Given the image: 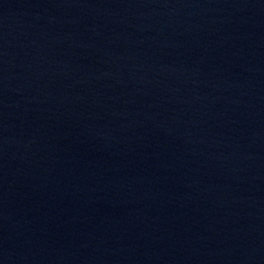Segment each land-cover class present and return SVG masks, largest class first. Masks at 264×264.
I'll return each instance as SVG.
<instances>
[{
	"label": "water",
	"instance_id": "water-1",
	"mask_svg": "<svg viewBox=\"0 0 264 264\" xmlns=\"http://www.w3.org/2000/svg\"><path fill=\"white\" fill-rule=\"evenodd\" d=\"M0 264H264V0H124L1 76Z\"/></svg>",
	"mask_w": 264,
	"mask_h": 264
}]
</instances>
